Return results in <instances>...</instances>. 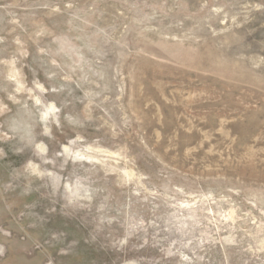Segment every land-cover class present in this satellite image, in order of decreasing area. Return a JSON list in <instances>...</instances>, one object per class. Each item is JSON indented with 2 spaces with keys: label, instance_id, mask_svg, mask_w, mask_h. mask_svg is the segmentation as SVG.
Segmentation results:
<instances>
[{
  "label": "rangeland",
  "instance_id": "obj_1",
  "mask_svg": "<svg viewBox=\"0 0 264 264\" xmlns=\"http://www.w3.org/2000/svg\"><path fill=\"white\" fill-rule=\"evenodd\" d=\"M0 264H264V0H0Z\"/></svg>",
  "mask_w": 264,
  "mask_h": 264
}]
</instances>
